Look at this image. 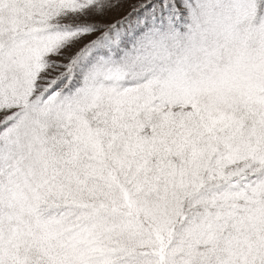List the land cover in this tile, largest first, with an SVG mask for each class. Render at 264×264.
I'll return each mask as SVG.
<instances>
[{
  "label": "snow or ice",
  "instance_id": "snow-or-ice-1",
  "mask_svg": "<svg viewBox=\"0 0 264 264\" xmlns=\"http://www.w3.org/2000/svg\"><path fill=\"white\" fill-rule=\"evenodd\" d=\"M0 264H264V0H0Z\"/></svg>",
  "mask_w": 264,
  "mask_h": 264
}]
</instances>
